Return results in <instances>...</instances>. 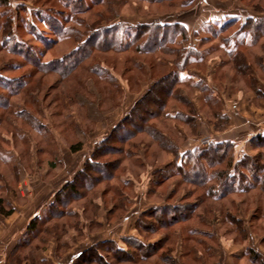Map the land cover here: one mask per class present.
<instances>
[{"label": "rangeland", "instance_id": "1", "mask_svg": "<svg viewBox=\"0 0 264 264\" xmlns=\"http://www.w3.org/2000/svg\"><path fill=\"white\" fill-rule=\"evenodd\" d=\"M9 1L24 7L21 54L47 62L77 49L45 23L27 34L25 20L58 0ZM112 19L146 26L143 42H171L95 51L67 78L0 48V75L23 83L0 109V198L14 210L0 215V264H212L227 240L264 244V0H106L65 26L82 43ZM157 82L171 93L163 105L143 100ZM75 182L83 197L58 204ZM40 215L45 225L28 230Z\"/></svg>", "mask_w": 264, "mask_h": 264}, {"label": "trees", "instance_id": "2", "mask_svg": "<svg viewBox=\"0 0 264 264\" xmlns=\"http://www.w3.org/2000/svg\"><path fill=\"white\" fill-rule=\"evenodd\" d=\"M105 1L106 0H60L59 2L58 0L57 1L58 6H55V7H59V8L52 7L49 10L44 8L43 6H41L40 8H37L38 11L36 12V17L38 18V21L29 22V20H27L28 22H26L25 20V24L29 27L27 28L28 30L27 34L31 33L32 35H34L35 34L34 32L39 30L37 27V23L41 22V23L47 24L50 27H53L55 29V32L60 35V38L64 39L66 35H70L72 37H75V39H77L76 40L77 49L73 52V54L70 57L64 58V60H62L63 59L62 58L57 61L49 60L47 62H42L36 59V53H35L36 51H34L35 49L32 51L28 50L30 48L24 49L23 53L21 54V49L22 47H24L26 43L25 42L22 43V41L18 39L19 35L17 34L16 29H17V22L20 24L21 23L24 24V21H22L21 19L19 20L17 17V14L20 13L24 7L23 8L22 6L18 7L15 4L13 5L10 3L9 0H0L1 10H6L4 11L5 14H8L9 12L8 18L5 20V22L3 24H1L0 22V31L2 33V41H1L0 48L4 50L6 53H9V55L12 54L13 57H16L19 55L20 58L29 59L31 64L35 65L36 67H39L38 70L40 72L57 73L59 75H62V77L67 78L70 72L76 69L80 63H83L85 60L91 57L95 51L96 52L97 51L123 52V51H127L135 47V49L139 51L154 52L158 50L159 48L165 49L168 46L167 41L171 42V40L168 39V36L166 35V33H163L162 37H159V35L162 32H156V35L154 38L150 37V39L143 42L142 39H143L144 31H146L147 29L146 26H137V25H132V24L116 21V19L118 18L108 20L107 21L108 26L100 27L98 29H96L98 25L96 24L97 25L96 26L95 24H93L90 28H88L89 30L88 35L86 39L83 40L82 43H80L79 41L84 35L80 34L81 31H79V29L71 30L72 32L68 33V30L65 24L70 23V21L74 22L75 17H77L80 13L87 11L91 7L103 5ZM156 1H162V0H156ZM161 28L162 29L165 28L167 31L168 30L170 31L172 29H175L176 25L175 26L166 25L163 27H160L159 25V29ZM132 30H135V31H132ZM212 31L215 32V30H212ZM48 39H49L48 37H43L41 42H44L46 40V43L47 42L49 43L50 40ZM230 52H233V51L230 50ZM7 66H2L3 68L1 69V71L3 72L7 71L6 70ZM59 69H62V70H59ZM15 70L16 69L14 68V71ZM9 71L10 69H8V72ZM4 76L5 78L2 75H0V89H1L0 90V109H4V108L11 106L10 105L12 102L11 99L15 97L17 93L19 92L15 88L16 83L20 82L19 84L20 90L23 87L22 85L23 83L20 80L16 81L12 77L8 76L9 78H7L6 75ZM181 76H182L181 72L175 71L173 73L172 78L173 80L182 81L183 79ZM162 83H164V80ZM160 84L161 82L159 83L157 82V84H155V86L150 91H148V93L143 97V100L151 96H154L156 97L157 102L160 101L161 104L163 105L165 103L164 100L166 99V96L169 97L170 96L169 94L171 93H170V90H167V92L164 94L157 93V91L155 92L154 89L158 88ZM9 85H10V88H9ZM122 131L123 129H121V133ZM119 136L121 137V135ZM115 137L114 136L111 137L109 141L110 142L116 141L117 138L115 139ZM125 139L120 138L117 141L124 143ZM258 139H259V136L256 138V141ZM261 139L264 140V136H262ZM109 141L107 139V141H105L104 144H106ZM223 144L224 143L219 144V145H223ZM82 149H83L82 143H77L70 147V151L72 153L80 152ZM108 150H110V147H108ZM245 163H249V165L251 166L253 165L252 164L253 162H251V160L248 162L246 161ZM65 196H68V197L71 196L76 200H79L83 197L82 193L79 191V188H77L76 186V182L68 184L67 186L64 187L63 190L59 191L56 195L55 201L58 204H60L65 199L64 198ZM13 212L14 210L12 209L11 210L5 209L4 199L0 198V215L8 217V216H11ZM48 213L54 215L56 213V210L54 211V207H53L49 210ZM40 216L34 218L29 223L28 230L30 229L36 230L39 226L42 225L43 227L45 225V221L43 220L44 218ZM46 231L47 232L50 231L48 233H51L50 235H54L55 238H58L59 236V231L57 227L55 228L52 226L50 227L45 226V232ZM106 242L108 241L101 242L95 247L99 248V247H103L106 244L108 245L109 243H106ZM16 250H17V247H16ZM119 252L123 253L124 251L121 250ZM90 260L92 259H89L87 261H90Z\"/></svg>", "mask_w": 264, "mask_h": 264}, {"label": "crops", "instance_id": "3", "mask_svg": "<svg viewBox=\"0 0 264 264\" xmlns=\"http://www.w3.org/2000/svg\"><path fill=\"white\" fill-rule=\"evenodd\" d=\"M240 241H243V244H237L234 239L227 240L228 244L219 250L223 255L218 257L217 253V258H214L212 264H264V244L261 241L257 245L246 238ZM201 264H204V261Z\"/></svg>", "mask_w": 264, "mask_h": 264}]
</instances>
